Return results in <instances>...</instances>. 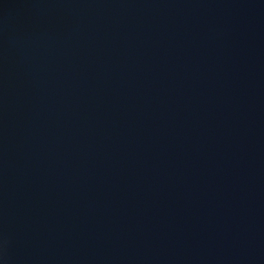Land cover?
I'll use <instances>...</instances> for the list:
<instances>
[{"label": "water", "instance_id": "1", "mask_svg": "<svg viewBox=\"0 0 264 264\" xmlns=\"http://www.w3.org/2000/svg\"><path fill=\"white\" fill-rule=\"evenodd\" d=\"M0 264H264V0H0Z\"/></svg>", "mask_w": 264, "mask_h": 264}]
</instances>
